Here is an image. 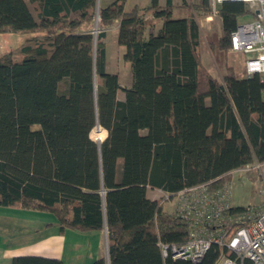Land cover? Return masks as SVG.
<instances>
[{"label": "trees", "instance_id": "trees-1", "mask_svg": "<svg viewBox=\"0 0 264 264\" xmlns=\"http://www.w3.org/2000/svg\"><path fill=\"white\" fill-rule=\"evenodd\" d=\"M184 1L189 16L174 18L172 0L129 11L126 0H0V34L27 37L0 55V206L54 213L63 230H106L108 260L93 264L231 257L218 245L198 263L163 256L160 243L188 241V222L147 192L218 190L234 170L264 164V76L241 77L227 65L238 19L254 13L239 1ZM197 12L222 20L207 39L220 79L202 64ZM155 21L161 28L147 33ZM117 22L132 70L125 88L106 68V31ZM12 264L63 263L20 256Z\"/></svg>", "mask_w": 264, "mask_h": 264}, {"label": "built area", "instance_id": "built-area-1", "mask_svg": "<svg viewBox=\"0 0 264 264\" xmlns=\"http://www.w3.org/2000/svg\"><path fill=\"white\" fill-rule=\"evenodd\" d=\"M211 1L213 6L224 1L256 6L253 9L254 18L239 24L233 33L231 51L248 56L245 61L246 76L264 75V0ZM98 137L96 141H101L102 137ZM253 170L264 181V164L246 165L232 174ZM232 196L233 182L218 190L204 184L178 192L175 196L179 199L177 213L188 222L190 236L181 246L160 243L163 256L171 253L174 259L198 263L213 245H218L231 254V257L221 256L218 264H264V208L249 206L241 212L229 213L233 208ZM169 198L166 194L165 199Z\"/></svg>", "mask_w": 264, "mask_h": 264}, {"label": "crops", "instance_id": "crops-1", "mask_svg": "<svg viewBox=\"0 0 264 264\" xmlns=\"http://www.w3.org/2000/svg\"><path fill=\"white\" fill-rule=\"evenodd\" d=\"M113 1L115 0H98V3L102 7H106L113 3ZM184 2V0H172L174 18H185L189 16L190 11L187 7H184ZM157 3L159 6L164 7L167 4V0H157ZM135 6L143 9L149 8L151 5L142 7L137 4ZM125 9L127 10L126 4ZM145 18L153 20V15L148 14ZM242 18L244 17L238 19L239 24L251 21L246 19L248 16H245V20L243 21H241ZM212 20V16L206 18L208 26H210ZM118 26L119 22L115 23V25L109 29H115L118 28ZM161 26V22L155 21V25L149 28L147 33H157ZM221 28L222 20L218 17L217 33H221ZM199 53L203 66L213 77L217 78L216 74L211 69V61H214L213 56L204 55L202 47L199 48ZM230 53L235 52L231 51ZM229 54L227 65L233 67L235 70V67L229 61ZM218 71L221 77V72L219 69ZM236 74L238 75L237 72ZM153 192H159L163 194V196L166 195V193L160 190L149 189L147 195L148 198L152 200H158L151 195ZM169 196L170 198L167 200L169 201L172 197L177 198V204L173 209L167 210L164 209V207L163 209L166 212L178 215L177 208L179 206V199L175 197L176 194ZM232 206L233 208L237 207L233 204V196ZM20 256L54 258L61 260L63 264H93L100 258L108 260L107 231L80 232L72 229L63 230L59 219L54 213L20 207L0 206V264H12V259Z\"/></svg>", "mask_w": 264, "mask_h": 264}, {"label": "rangeland", "instance_id": "rangeland-1", "mask_svg": "<svg viewBox=\"0 0 264 264\" xmlns=\"http://www.w3.org/2000/svg\"><path fill=\"white\" fill-rule=\"evenodd\" d=\"M153 0H127L126 7L127 10H131L135 5L147 6L152 5ZM187 4H193L192 0H186ZM200 2L201 0H196ZM213 6V2L211 1ZM185 5V4H184ZM248 7L253 11L256 8L255 5H248ZM188 8V7H187ZM189 9V8H188ZM190 11V9H189ZM188 11V12H189ZM196 15L199 17L200 26L203 33L202 40V51L204 55L212 57V54L208 47L207 39L211 34L217 32L218 26V17L216 15H211L213 20L210 23V26L206 23L207 16H203L201 12H197ZM209 17V16H208ZM253 14L248 16V20H252ZM245 20V17L241 21ZM100 32L98 23L95 25L94 33L97 35ZM107 71L109 73H116L120 76L121 85L123 88L130 87L132 82V70L131 65L126 63L123 60V54L125 49L118 46L117 37H118V28L108 29L107 31ZM27 37L25 35H16V34H0V55L10 52L11 50L18 47L21 43L25 41ZM247 55L243 53H230L229 61L235 67L236 72L239 76H245V61L247 60ZM210 60V59H209ZM211 61V60H210ZM211 69L216 74L217 78L220 79V73L218 71V66L214 61H211ZM228 62V58H227ZM264 76V75H263ZM118 98L124 99L125 94L122 90L118 93ZM99 128H95L92 132L93 139L102 137L104 138V132H98ZM233 204L237 207H254L261 206L264 208V181L260 179L256 170L250 172H240L233 175ZM153 197L158 199L164 209L170 210L175 208L177 204V198L172 197L169 201L165 199V196L159 192L151 193Z\"/></svg>", "mask_w": 264, "mask_h": 264}]
</instances>
